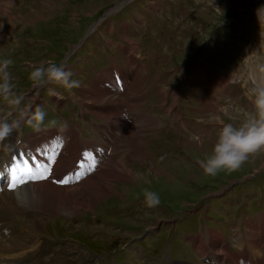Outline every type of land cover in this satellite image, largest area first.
Segmentation results:
<instances>
[{
  "label": "rangeland",
  "instance_id": "374dc122",
  "mask_svg": "<svg viewBox=\"0 0 264 264\" xmlns=\"http://www.w3.org/2000/svg\"><path fill=\"white\" fill-rule=\"evenodd\" d=\"M196 2L197 0L195 2L193 0H176V9L179 14L189 11H192L194 14L195 11L194 15L203 17L205 21H210V23H215V26H219L222 20L240 21L245 17H250L256 9L264 7V0H242L243 7L241 8L225 4L220 0L216 5L217 12L215 11L211 15L205 7L195 5ZM48 5L49 9H47L45 14L14 19L9 29L13 31L15 38L19 42L26 40L45 42L46 40L47 46H45L43 51L48 50V52L54 53L50 59H53L56 63H60L65 58V55L87 35L91 26L93 27L103 22L107 14L113 12L115 7H122V0H63L62 2L54 0ZM128 38L132 41L127 39L130 46L132 44L138 49L135 44L138 42L136 35H128ZM11 49V47L0 45V57H11ZM183 58L185 56H178V60L180 61ZM26 73L29 75V72L26 71L22 72L21 77L22 75L24 77ZM82 80L86 82L88 79L84 78ZM27 86L29 87L30 85L27 84L24 87L26 88ZM18 88L19 90L24 89L22 85H19ZM210 88L211 90L207 89L206 92L211 96L214 95L215 88L213 86ZM112 96L116 95L112 94ZM207 109H209V103L207 104ZM227 114H229L228 116H233L236 113L235 110H232L230 112L227 111ZM218 129L212 131L210 135L204 134L196 143V146H190L189 144L185 146L189 162L178 161L159 165L151 160V162H148L150 164L145 171H133L127 167L133 173L132 178L105 184L107 188L110 187V193L99 199L93 208L76 209L73 211L81 214L85 213L82 220H91L92 217H95L101 220L103 224L107 223L119 230L137 229L138 227H143V221L136 223L139 220H133L135 223L130 224L131 222L125 220L123 216L126 213L132 217L134 216L135 207H132L131 204H137L139 199L143 198L145 189L158 193L160 203L157 206L161 207L167 216H171L174 213L201 203L209 194L219 190L224 185L230 184L232 181L243 179L247 176L264 179V155L256 157L241 170L232 174L221 173L214 178L203 174L197 161L211 151ZM122 197H125V201L122 200ZM237 209L234 208V211ZM70 215L58 214L54 217L60 218L61 216ZM150 219L147 221L152 222L153 216H150ZM105 220H109V222ZM186 220L197 219L189 217ZM41 225L42 222L39 223V228ZM179 225L180 222L175 227ZM97 230L98 227L86 226L81 229V232L83 234L86 232L89 234L87 235L88 237L94 238V243H99L102 240L99 238ZM120 233L127 237L132 236L125 232L106 231V238L103 241L105 242L106 240L107 242L108 240L118 238L116 236L121 235ZM92 234L96 235L99 240ZM167 238L168 235H166L165 239ZM85 243L90 247L94 245L88 241H85ZM257 254L259 253L257 252Z\"/></svg>",
  "mask_w": 264,
  "mask_h": 264
},
{
  "label": "clouds",
  "instance_id": "9594fccd",
  "mask_svg": "<svg viewBox=\"0 0 264 264\" xmlns=\"http://www.w3.org/2000/svg\"><path fill=\"white\" fill-rule=\"evenodd\" d=\"M13 64L12 58L0 57V104L9 110V117L14 114L17 117L12 120L0 117V143L19 130L22 124L34 131H41L45 129L47 121L48 128L67 132L69 125L66 121L47 119L48 113L43 107L37 105L33 110L31 103L24 104L25 96L17 90L18 86L10 70ZM261 71L264 72V68ZM73 75L62 63L47 59L31 66L28 80L33 88L56 84L71 92L80 87V81L74 79ZM48 92L51 96L60 95L51 88ZM247 96L250 107L235 109L236 114L229 116L230 122L223 123L217 130L211 151L197 161L205 176L214 178L221 173L232 174L256 157L264 155V80L250 88ZM143 194L148 207L160 203V197L155 191L145 189Z\"/></svg>",
  "mask_w": 264,
  "mask_h": 264
},
{
  "label": "bare ground",
  "instance_id": "6f19581e",
  "mask_svg": "<svg viewBox=\"0 0 264 264\" xmlns=\"http://www.w3.org/2000/svg\"><path fill=\"white\" fill-rule=\"evenodd\" d=\"M119 8V7H118ZM131 51L134 50L137 53V48L131 44ZM212 87V86H211ZM211 90V88H209ZM88 92L93 97L92 101L96 104H108L112 103V111L105 115V118L117 125V129H124L123 121L120 118L121 102L118 99V92L113 89V87H100L99 82L95 81L92 84V88ZM84 93V91H81ZM215 92V89H214ZM112 94L116 96H112ZM122 138H125L133 146V149L142 153V144L139 142L137 136L131 131L124 130ZM201 139V138H200ZM116 170L112 175H103L100 173L89 180L83 182L82 186H76L75 189L81 188V191L77 194L65 195L61 188H57L49 183L35 184L27 188V191L19 194V198L23 200L24 203L27 202L28 206L40 210L46 214L55 216L58 214L70 215L80 209H90L93 208L96 202L110 193V187L107 188V183L113 181H124L127 178H132L133 173L127 168L126 165L120 162L113 164ZM262 167V166H261ZM112 178V179H111ZM109 186V185H108ZM19 204V203H15ZM15 206L13 209H17ZM41 218V217H39ZM40 221H33L31 225L28 226L25 237L20 243V245H13V251L16 249H21V247L28 246L29 251L20 254L21 260L30 259L35 264H98L97 260L87 255L83 250H80L72 245H58L51 246V244L41 243L39 245V239L36 235L39 231ZM249 241L252 242L253 248L260 254L262 252V247L258 242L260 234L255 228H251L250 224H246ZM214 236V235H213ZM87 257V258H86Z\"/></svg>",
  "mask_w": 264,
  "mask_h": 264
},
{
  "label": "snow or ice",
  "instance_id": "6c2138e0",
  "mask_svg": "<svg viewBox=\"0 0 264 264\" xmlns=\"http://www.w3.org/2000/svg\"><path fill=\"white\" fill-rule=\"evenodd\" d=\"M37 159V157H27L26 154H21V156L14 158L12 164L7 166L5 171H0V180L9 179V189L11 190L15 188L18 183L25 182L23 180L24 175H30L35 178L40 174V169L37 167ZM51 162L52 160L48 161L49 164ZM13 176H15V179H12ZM0 190H2V188H0Z\"/></svg>",
  "mask_w": 264,
  "mask_h": 264
}]
</instances>
